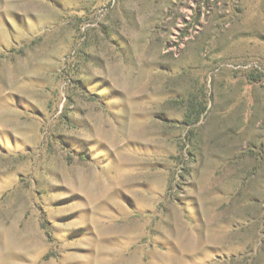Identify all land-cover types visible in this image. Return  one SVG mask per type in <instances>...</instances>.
I'll return each instance as SVG.
<instances>
[{
  "label": "rangeland",
  "instance_id": "1",
  "mask_svg": "<svg viewBox=\"0 0 264 264\" xmlns=\"http://www.w3.org/2000/svg\"><path fill=\"white\" fill-rule=\"evenodd\" d=\"M0 264H264V0H0Z\"/></svg>",
  "mask_w": 264,
  "mask_h": 264
},
{
  "label": "trees",
  "instance_id": "2",
  "mask_svg": "<svg viewBox=\"0 0 264 264\" xmlns=\"http://www.w3.org/2000/svg\"><path fill=\"white\" fill-rule=\"evenodd\" d=\"M187 107H188V111H189V113L187 114V119H189V121H191V122L198 121V116L195 117V119H192V116L194 113L202 112L204 107L201 108L200 104H198L197 102H195L192 99L188 100Z\"/></svg>",
  "mask_w": 264,
  "mask_h": 264
}]
</instances>
